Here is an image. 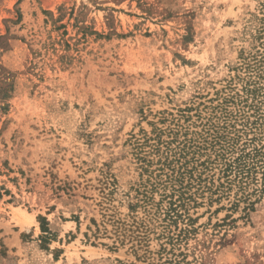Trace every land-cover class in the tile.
<instances>
[{"label": "rangeland", "instance_id": "1", "mask_svg": "<svg viewBox=\"0 0 264 264\" xmlns=\"http://www.w3.org/2000/svg\"><path fill=\"white\" fill-rule=\"evenodd\" d=\"M263 4L0 0V264H264L262 171L247 199L197 195L175 246L163 213L135 247L103 216L146 218L126 195L148 179L142 157L161 165L157 135L192 137L218 114L232 157L264 146V104L244 106L258 77L242 68L264 51Z\"/></svg>", "mask_w": 264, "mask_h": 264}, {"label": "trees", "instance_id": "2", "mask_svg": "<svg viewBox=\"0 0 264 264\" xmlns=\"http://www.w3.org/2000/svg\"><path fill=\"white\" fill-rule=\"evenodd\" d=\"M262 20L264 21V4ZM262 28L261 38L264 37V25ZM258 55H253V63L249 60L242 67L255 72L258 77V80L249 79L247 82L249 86L246 88L247 96H245L244 106L249 105L250 108L253 106L256 108V112L262 115L259 110L264 104V84L261 85L260 81L264 78V51L260 53V57ZM247 58L245 57L244 60ZM250 96L252 97L251 103H249ZM231 100L234 101V98L232 97L227 102ZM221 113L226 120L229 113L224 110H221ZM215 118L219 119L221 116L214 114L206 122L202 121L201 131L192 137L185 135V138L178 140V132H174V137L171 140L162 141L161 136L157 135L158 141L153 146L157 153L162 150L158 160L161 165L157 169L150 170L153 162L142 157V161L145 162L143 164L144 171H149L148 179L133 187L134 194L128 192L126 195L130 202V208L134 210L139 207L143 208L146 218L137 219L133 216L132 221H124L116 219L110 213L103 215L108 217L107 221L114 226L115 241L123 244L126 239L130 240L133 241V247L147 243L149 235L152 232L155 233L157 228V226H151V223L163 213L162 221L165 223L160 224L163 227L159 237L167 238V243H172L175 246L177 240L187 238L193 230L192 223L189 224L191 218L187 217V211L188 205L191 201H195L197 195L204 197L208 193L207 196L212 199L214 195L219 197L227 195L233 186H238V190L242 194L241 198L247 199L249 195L246 194V189L250 184L249 179L255 180L257 172L262 171L264 180V146L260 148L255 146L247 152L243 148L237 157H232L229 153L233 150L227 145L229 140L225 139L227 134L221 132L213 120ZM147 141L141 145H145ZM137 143L140 144L139 141ZM163 147L165 148L163 149ZM208 149L214 152L215 157L212 159L210 155L205 160H201L199 156ZM217 167H220L218 173ZM156 171L158 172L155 173ZM217 174H219L218 178ZM217 180L221 181L216 184ZM157 188L163 190L161 200L158 202L154 196V190ZM262 191H264V186ZM164 201H166L165 205ZM187 218L189 220L186 222ZM179 221L185 226L180 227L178 233H172L171 225H175L178 229ZM161 250L166 251V247L163 245Z\"/></svg>", "mask_w": 264, "mask_h": 264}, {"label": "bare ground", "instance_id": "3", "mask_svg": "<svg viewBox=\"0 0 264 264\" xmlns=\"http://www.w3.org/2000/svg\"><path fill=\"white\" fill-rule=\"evenodd\" d=\"M22 215H23V219H24V221L25 222H27V223H32L33 221H34V216L33 215H31V214H29V213H26V212H24V211H22V213H21ZM22 215L20 216L21 218H22ZM22 219V220H23ZM21 221V220H20ZM24 222V223H25ZM22 224V223H21ZM89 250V249H88ZM91 251V250H90ZM91 253V252H90ZM94 253V255H95V253L96 252H93Z\"/></svg>", "mask_w": 264, "mask_h": 264}]
</instances>
